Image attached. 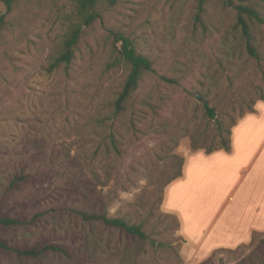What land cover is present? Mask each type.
Masks as SVG:
<instances>
[{"label": "rangeland", "instance_id": "rangeland-1", "mask_svg": "<svg viewBox=\"0 0 264 264\" xmlns=\"http://www.w3.org/2000/svg\"><path fill=\"white\" fill-rule=\"evenodd\" d=\"M73 5L74 0H20L7 15L9 27L0 34V185L21 162L40 165V172L12 201L16 211L28 214L87 204L105 209L109 216L147 219L149 239L125 243L114 236L118 247L97 251L96 264H234L239 259L235 253L214 251L205 258L182 253L184 241L178 229L171 228V217L166 215L173 214L164 212V191L156 187L159 178L174 172L167 166V155L184 156L193 150L188 133L202 137L207 129L208 141L215 135L204 119L203 102L223 94L227 97L236 89L234 85L224 90L231 70L223 64L217 28L229 12L215 0L202 12L196 0L105 4L100 7V19L84 30L73 62L48 72V54L64 35ZM5 10L0 1V14ZM110 30L129 36L136 49L152 60L154 70L146 75L141 89L156 92L160 118L153 127L127 133L119 141L120 151L109 161L96 148L98 140L88 121L100 103L114 97L127 73ZM249 62L244 81H249L247 73L253 64ZM159 75L178 82L160 84ZM249 92L255 97L259 90ZM239 107L235 104L225 110L237 120ZM186 122L187 133L181 128ZM168 133L170 140L165 141ZM173 141L177 145L172 149ZM37 233L18 231L16 236L32 241ZM56 233L50 228L38 238L51 239ZM91 250L88 246L86 253ZM0 264L31 263L0 255ZM41 264L80 263L45 260Z\"/></svg>", "mask_w": 264, "mask_h": 264}, {"label": "trees", "instance_id": "trees-1", "mask_svg": "<svg viewBox=\"0 0 264 264\" xmlns=\"http://www.w3.org/2000/svg\"><path fill=\"white\" fill-rule=\"evenodd\" d=\"M0 1L6 6L5 12L0 14L1 34L9 27L7 15L15 9L20 0ZM117 1L74 0L64 35L48 54L46 66L48 72L61 67L66 68L73 62L84 30L101 17L100 7L105 4L114 5ZM211 1L196 0L198 12L205 11ZM215 1L221 9L229 12V17L221 18L217 24L223 64L229 66L231 70L224 90L231 89L234 85L236 89L227 97L223 94L203 102L204 119L207 124L213 126L215 134L211 136L210 141L207 129L201 133L202 137L193 132L188 133L191 148L193 150L202 148L206 153L219 149L228 151L231 147V128L237 120L233 115H228L225 109L239 104V116H242L246 112H253L256 102L264 99V0ZM110 32L114 46L119 44L117 51L127 65V73L114 97L100 103L88 121L91 133L98 140L96 148L109 161L115 152L120 151L119 141L126 137L127 133L153 127V121L160 118V105L154 101L156 92L141 89L146 75L154 70L152 60L136 49L129 36L112 30ZM229 53L231 57L228 56ZM249 61L253 62L252 69L247 73L249 81H244ZM158 82L163 85H174L178 79L159 75ZM249 90L259 92L255 97H251ZM224 111L228 120L221 115ZM187 124L186 122L181 127L186 133L189 130ZM169 134L164 135L165 141L170 140ZM176 145L177 141H173L172 149ZM167 159V166L175 169L165 179L159 178L158 182L155 181L157 189L161 192L182 172V156L169 153ZM38 166L29 167L21 162L4 177L5 181L0 185V255L12 256L31 264H41L45 260H74L80 264L86 260L96 264L97 251L101 252L102 249L114 251L118 247L114 236L125 243L149 239L147 232L149 223L146 218L135 219L127 214L109 216L105 209H97L87 204H67L57 208L33 210L28 214H18L12 201L21 194L24 185L30 183L40 172ZM166 216L171 217L169 223L171 228L178 229L177 217L169 214ZM50 228L57 232L56 237L38 238ZM18 231L38 233L35 239L28 241L17 237ZM88 246L92 247L91 253H86ZM224 251L238 256L236 259H239L234 264H264V233L254 232L249 243L235 249L216 250ZM206 263L204 261L201 264Z\"/></svg>", "mask_w": 264, "mask_h": 264}, {"label": "crops", "instance_id": "crops-1", "mask_svg": "<svg viewBox=\"0 0 264 264\" xmlns=\"http://www.w3.org/2000/svg\"><path fill=\"white\" fill-rule=\"evenodd\" d=\"M230 139L228 151L185 153L181 175L164 189L163 210L177 217L191 258L264 233V99L237 119Z\"/></svg>", "mask_w": 264, "mask_h": 264}, {"label": "water", "instance_id": "water-1", "mask_svg": "<svg viewBox=\"0 0 264 264\" xmlns=\"http://www.w3.org/2000/svg\"><path fill=\"white\" fill-rule=\"evenodd\" d=\"M196 98H197L198 100H200V97H199L198 95L196 96Z\"/></svg>", "mask_w": 264, "mask_h": 264}]
</instances>
